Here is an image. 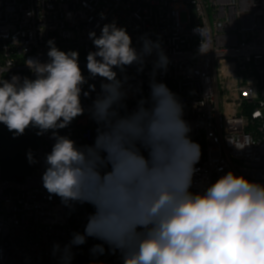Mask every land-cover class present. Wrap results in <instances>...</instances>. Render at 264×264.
Instances as JSON below:
<instances>
[{"label":"clouds","instance_id":"obj_1","mask_svg":"<svg viewBox=\"0 0 264 264\" xmlns=\"http://www.w3.org/2000/svg\"><path fill=\"white\" fill-rule=\"evenodd\" d=\"M99 18L107 20L106 13ZM97 27L99 34L88 32L94 50L86 55L87 76L78 50H61L49 39L46 61L26 59L34 78L0 80V125L14 139L31 128L54 140L41 177L48 199L58 197L70 210L94 209L83 233L73 232L63 247L54 243L52 256L71 264L73 247L92 238L100 241L89 249L93 257L118 254L121 264H264V183L230 169L203 191H191L201 146L190 137L183 103L157 80L170 64L162 38L143 33L137 47L115 18ZM153 56L144 96L142 82L133 88L126 69L135 65L143 73ZM97 78L100 91L87 109L94 142L77 145L60 130L85 114L82 97L96 92L89 81ZM130 91L139 97L132 109ZM26 159L30 166L39 162L31 149Z\"/></svg>","mask_w":264,"mask_h":264},{"label":"built area","instance_id":"obj_2","mask_svg":"<svg viewBox=\"0 0 264 264\" xmlns=\"http://www.w3.org/2000/svg\"><path fill=\"white\" fill-rule=\"evenodd\" d=\"M84 2L0 0V80L13 74L34 78L26 59L46 61L49 39L61 50H78L87 76L86 55L94 50L88 32L99 34L97 24L113 18L127 28L134 46L139 47L137 37L143 33L153 40L159 35L170 64L157 80L177 94L190 137L201 146L191 191H203L230 169L264 183V0H87L86 7ZM100 12L107 20H100ZM197 27L201 34L193 31ZM154 59L147 58L143 73L135 65L126 69L133 88L142 82L144 96ZM89 83L96 92L82 97L85 114L60 130L77 145L92 144L96 134L87 109L101 80ZM138 98L130 91L129 109ZM0 130L7 128L0 125ZM50 135L40 136L39 162L23 180L4 178L0 166V264H60L52 246L63 247L72 238L67 207L58 197L49 200L42 186L44 157L54 144ZM72 251L71 264H82L77 247ZM96 261L121 264L118 254Z\"/></svg>","mask_w":264,"mask_h":264},{"label":"trees","instance_id":"obj_3","mask_svg":"<svg viewBox=\"0 0 264 264\" xmlns=\"http://www.w3.org/2000/svg\"><path fill=\"white\" fill-rule=\"evenodd\" d=\"M35 133V130L27 129L23 136L14 139L13 134L8 130H0V166L4 178L20 181L33 171L35 165L28 164L26 152L31 149L36 157L40 136ZM67 211L73 232L83 233L87 217L94 211L92 206L77 204L74 210L67 208ZM96 243L100 241L89 238L86 244L77 247L82 264H91L93 260H98L103 256H112L106 254L93 257L89 249Z\"/></svg>","mask_w":264,"mask_h":264}]
</instances>
